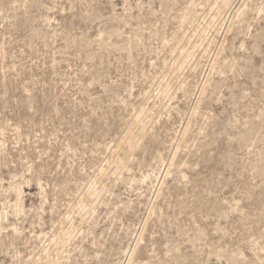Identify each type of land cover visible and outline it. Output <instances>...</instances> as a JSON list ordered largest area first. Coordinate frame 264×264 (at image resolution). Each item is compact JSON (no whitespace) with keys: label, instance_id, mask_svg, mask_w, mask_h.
I'll use <instances>...</instances> for the list:
<instances>
[{"label":"rangeland","instance_id":"obj_1","mask_svg":"<svg viewBox=\"0 0 264 264\" xmlns=\"http://www.w3.org/2000/svg\"><path fill=\"white\" fill-rule=\"evenodd\" d=\"M0 264H264V0H0Z\"/></svg>","mask_w":264,"mask_h":264}]
</instances>
